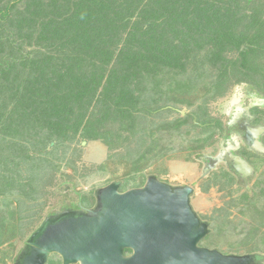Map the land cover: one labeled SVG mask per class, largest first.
Instances as JSON below:
<instances>
[{
  "label": "trees",
  "instance_id": "trees-1",
  "mask_svg": "<svg viewBox=\"0 0 264 264\" xmlns=\"http://www.w3.org/2000/svg\"><path fill=\"white\" fill-rule=\"evenodd\" d=\"M240 72L264 78V0H0V201L22 196L18 212L0 215V246L27 236L26 200L73 142L101 141L110 158L124 152L135 172L126 189L136 173L145 179L143 161L174 149L183 126L215 118L211 102L250 81ZM184 106H193L185 116ZM66 166L79 173L75 161Z\"/></svg>",
  "mask_w": 264,
  "mask_h": 264
},
{
  "label": "water",
  "instance_id": "water-1",
  "mask_svg": "<svg viewBox=\"0 0 264 264\" xmlns=\"http://www.w3.org/2000/svg\"><path fill=\"white\" fill-rule=\"evenodd\" d=\"M258 100L256 105H264V98ZM239 116L234 112L232 123ZM246 130L250 146L264 155V144L258 140L264 126L246 122ZM229 153L234 170L245 180L254 171L252 165ZM206 157L211 162L205 163L203 173L220 163L223 151ZM121 186L112 181L99 188L95 207L80 205L84 212L47 216L26 239L15 264H47L53 254L62 264L258 263L256 254L223 253L199 244L211 227L194 208L192 185H173L153 174L142 187L122 191Z\"/></svg>",
  "mask_w": 264,
  "mask_h": 264
},
{
  "label": "rangeland",
  "instance_id": "rangeland-1",
  "mask_svg": "<svg viewBox=\"0 0 264 264\" xmlns=\"http://www.w3.org/2000/svg\"><path fill=\"white\" fill-rule=\"evenodd\" d=\"M244 75V73H241L242 77L250 80L249 84H255L258 88L255 85L253 86L264 93V78L260 73H251L250 76ZM214 93L217 98L218 94L213 91ZM251 97L255 99L254 103H258V99L261 98L256 94H252ZM227 99L228 94L217 101H214L212 97L211 101L214 102L209 105V112L215 118L208 117L205 119L202 117L203 119L200 118V121H195L199 124L204 123L206 125L205 128L200 129L194 126L187 128V126H183L180 132H176L171 138L170 144H173L174 149L171 148L168 154L159 156L157 159L153 158L143 161L142 171L145 173V179L142 180V176L136 173V180L131 181L132 183H129L126 189L143 185L151 174H155L160 179L172 184L193 185L195 188V193L192 197L194 208L204 219L211 222V232L199 243L200 245L216 248L223 253L264 254V238L262 237L264 233V157H261L259 162L254 161L255 170L257 171L251 178L249 188L245 184L241 185V187H236L234 177L224 174L225 172H217L210 176L209 171L202 173V162L198 159L202 152H212L213 144L217 139L215 136V134H218L217 128L223 123V120L220 119L219 107ZM169 107L177 109L175 102ZM166 109L168 107H164L162 110L165 112ZM192 110L193 106H184L180 112L185 116L186 113L190 114ZM173 112L176 111L173 110ZM258 112L264 121V107L258 109ZM177 116V113L171 114L173 118ZM204 119L207 123L203 121ZM213 135L215 139L212 137ZM71 145L73 147L68 149L67 157L65 155L62 161H56L61 163L60 169L50 176L41 190L37 191L38 195L35 194L37 198L26 200V206L30 208V211L27 210L28 212L24 214L33 215V218L22 221L23 227L27 231V236L18 235L11 242L8 241L0 246V264L15 263L19 253L25 247L26 239L38 228L46 216L63 207L67 206L70 208L72 207L70 206L71 204H74V206L80 205V195L88 197L91 195V191L97 190L112 181L123 183L127 175L135 174L132 170L133 160L128 159V157L121 159L120 155L124 152H120L118 158H110V150L101 141H83L82 144L75 141ZM50 146L53 148L55 142H51ZM138 150L141 151V149ZM74 152L76 153L74 154ZM59 153L63 154V151L60 149ZM69 160L75 161L77 166H79V173L74 172L72 167L66 166ZM101 166H105L103 168L104 172H98ZM89 173H94V176L88 179L82 178V176H87ZM71 183L74 184L70 187ZM205 185H208V189L204 191ZM17 198L22 201L21 195H18ZM17 198L13 199L9 206L4 205L0 201V215L8 216L9 210L18 212L19 202ZM88 200L90 199L88 198L86 202ZM15 220L17 221L18 219L16 218ZM256 228L260 229V234L256 236L253 245H249ZM51 259H54V261ZM263 260L264 256L261 257L259 262L261 263ZM60 261L58 255L53 254L50 255L47 264H62Z\"/></svg>",
  "mask_w": 264,
  "mask_h": 264
},
{
  "label": "flooded vegetation",
  "instance_id": "flooded-vegetation-1",
  "mask_svg": "<svg viewBox=\"0 0 264 264\" xmlns=\"http://www.w3.org/2000/svg\"><path fill=\"white\" fill-rule=\"evenodd\" d=\"M247 85V93L248 95L252 96V94H256L259 97H264L262 95V92H259L253 85L244 82ZM230 96L228 97V99ZM253 102L254 98L252 97ZM227 101V100H226ZM225 101V102H226ZM258 105H252L251 109H242L240 107H237L235 109V112H239V118L235 119L234 123H232V120L230 123L225 126V124L219 125L217 128L218 134H215L216 140L212 147V152L210 153L212 156H216L220 152L223 151V157L220 160V163L217 164V166L214 169H211L209 171V176L212 174L225 172L224 174H229L230 176H233L236 182V187H241V185H247V188H249V183L251 181V178L256 174V167L254 164V161H258L261 159V157H264L263 154L256 151L254 148L250 146L248 137L250 136L249 132L246 130V122H248L252 126H264V121L261 119L260 113L256 108H253ZM261 106L260 108H262ZM248 112L252 115V117H248ZM221 118V117H220ZM259 141H262L264 144V132L260 133L258 137ZM228 150V151H227ZM232 152V154L242 157L243 159L247 160L250 165H252L254 171L252 174H249L246 176L245 180H243L240 175L234 170L233 168V159L231 158V155L229 153ZM225 151V153H224ZM204 154V153H203ZM200 155L199 160L202 162V173L204 172V165L205 163H209L211 161H208V158L206 155ZM173 185H185V184H173ZM98 190V189H97ZM97 190L94 191V194H91L88 196L90 200L88 202H81L82 206L93 208L97 204ZM124 191V190H122ZM80 204V205H81ZM80 205L78 207L71 205L72 207H66L65 210L61 211L57 215L61 214L62 212L66 210L75 211V212H84L80 208ZM51 217H54L56 215H50ZM47 217V216H46ZM45 217V218H46ZM62 261V260H61Z\"/></svg>",
  "mask_w": 264,
  "mask_h": 264
},
{
  "label": "clouds",
  "instance_id": "clouds-1",
  "mask_svg": "<svg viewBox=\"0 0 264 264\" xmlns=\"http://www.w3.org/2000/svg\"><path fill=\"white\" fill-rule=\"evenodd\" d=\"M249 83L250 81H242L238 84H234L231 88V90H229V93H228V97L230 96L229 99H227V101L225 103H223L220 107H219V114L221 115L222 117V120H223V123L225 124V126H227L231 119H232V115L234 114L235 112V109L237 107H240L242 109H251L252 105H253V99L250 95H248L247 93V85L244 83ZM255 85V84H254ZM256 86V85H255ZM230 94V95H229ZM261 98H264V97H261ZM255 104V103H254ZM256 105V104H255ZM260 106V105H258ZM264 107V105H262ZM261 107V106H260ZM185 113V111H184ZM210 154V153H207V152H202V154ZM203 154V155H204ZM211 155V154H210ZM200 161V160H199ZM152 175V174H151ZM150 176V175H149ZM148 176V177H149ZM147 177V179H148ZM146 179V181H147ZM162 180V179H161ZM145 181V183H146ZM164 181V180H163ZM167 182V181H166ZM144 183V184H145ZM170 183V182H168ZM141 185V186H138V187H142L144 186ZM172 184V183H171ZM190 185V184H189ZM193 186V185H192ZM194 187V186H193ZM129 189V188H128ZM121 190H126V189H121ZM198 212V211H197ZM199 215L202 217V215L199 213ZM202 219H204L202 217ZM206 220V219H204ZM208 221V220H207ZM210 222V221H209ZM210 227H211V222H210ZM239 254V253H238ZM252 254H256V253H252ZM257 255V254H256ZM15 264V263H14Z\"/></svg>",
  "mask_w": 264,
  "mask_h": 264
}]
</instances>
